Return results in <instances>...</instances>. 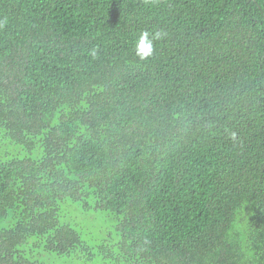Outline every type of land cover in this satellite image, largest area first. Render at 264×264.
<instances>
[{
	"label": "trees",
	"instance_id": "1",
	"mask_svg": "<svg viewBox=\"0 0 264 264\" xmlns=\"http://www.w3.org/2000/svg\"><path fill=\"white\" fill-rule=\"evenodd\" d=\"M45 257L264 264V0H0V264Z\"/></svg>",
	"mask_w": 264,
	"mask_h": 264
},
{
	"label": "rangeland",
	"instance_id": "2",
	"mask_svg": "<svg viewBox=\"0 0 264 264\" xmlns=\"http://www.w3.org/2000/svg\"><path fill=\"white\" fill-rule=\"evenodd\" d=\"M79 224L74 227L80 232L82 239L90 245H98L102 239L110 236L114 232V225L116 218L114 215L103 210H94L88 215H79ZM92 260H76L69 257H62L60 259L55 257H45L42 264H96Z\"/></svg>",
	"mask_w": 264,
	"mask_h": 264
}]
</instances>
